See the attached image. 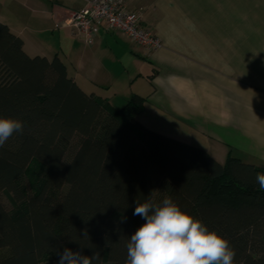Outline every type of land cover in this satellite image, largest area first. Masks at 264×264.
Here are the masks:
<instances>
[{
    "label": "trees",
    "instance_id": "16d2710c",
    "mask_svg": "<svg viewBox=\"0 0 264 264\" xmlns=\"http://www.w3.org/2000/svg\"><path fill=\"white\" fill-rule=\"evenodd\" d=\"M144 104L132 95L114 109L83 92L59 57H30L0 22V117L24 123L0 147V264H58L65 247L125 264L145 223L135 201L153 191L229 240L234 264H264V168L230 155L219 164L145 128Z\"/></svg>",
    "mask_w": 264,
    "mask_h": 264
},
{
    "label": "crops",
    "instance_id": "0c3cea01",
    "mask_svg": "<svg viewBox=\"0 0 264 264\" xmlns=\"http://www.w3.org/2000/svg\"><path fill=\"white\" fill-rule=\"evenodd\" d=\"M126 1L161 49L109 31L87 45L55 28L87 0H0V22L26 54L59 57L83 92L114 109L132 95L145 98L137 117L145 128L197 146L219 164L230 155L264 168L257 155L264 153V0ZM145 113L176 125L179 137L143 122Z\"/></svg>",
    "mask_w": 264,
    "mask_h": 264
},
{
    "label": "clouds",
    "instance_id": "9594fccd",
    "mask_svg": "<svg viewBox=\"0 0 264 264\" xmlns=\"http://www.w3.org/2000/svg\"><path fill=\"white\" fill-rule=\"evenodd\" d=\"M23 130V121L0 117V147ZM257 155L264 160V153ZM256 183L264 190V172L257 173ZM152 193L144 202L135 201L133 215L145 223L128 240L125 264H234L236 252L229 240L182 211L170 196L156 202ZM83 236H87L86 231ZM57 255L58 264H93L100 259L99 252L87 256L67 247Z\"/></svg>",
    "mask_w": 264,
    "mask_h": 264
},
{
    "label": "built area",
    "instance_id": "2783aa9c",
    "mask_svg": "<svg viewBox=\"0 0 264 264\" xmlns=\"http://www.w3.org/2000/svg\"><path fill=\"white\" fill-rule=\"evenodd\" d=\"M85 8L70 14L66 22L57 27L69 30L71 37L91 45L99 31L120 32L132 44L150 49L162 48L159 38L142 24L141 13L127 9L126 0H87Z\"/></svg>",
    "mask_w": 264,
    "mask_h": 264
},
{
    "label": "rangeland",
    "instance_id": "374dc122",
    "mask_svg": "<svg viewBox=\"0 0 264 264\" xmlns=\"http://www.w3.org/2000/svg\"><path fill=\"white\" fill-rule=\"evenodd\" d=\"M117 107V106H116ZM147 113V112H146ZM146 113H145V115L143 114V117H145L146 116ZM142 117V118H143ZM151 116L149 115V116H147V117H145V118H143V122H145V123H148V124H150V126H153V127H155V128H157V129H160V130H162V131H164V132H167V133H174L175 135H177V132H175V130L176 129H174V131H172L171 129H173L174 128V126H176V125H172V123L170 122V123H168L167 121H165V120H163V121H161L160 119H153V118H150ZM182 127H184V126H182ZM180 128V130L182 131H184V129L183 128ZM187 129V128H186ZM189 130V129H188ZM186 131V130H185ZM184 133V132H183ZM182 133V135L184 136V138L185 139H187L188 141H193V139L190 137V136H187L186 134H183ZM178 136V135H177ZM179 137V136H178ZM4 200V199H3ZM5 202H6V200H4ZM7 203V202H6Z\"/></svg>",
    "mask_w": 264,
    "mask_h": 264
}]
</instances>
